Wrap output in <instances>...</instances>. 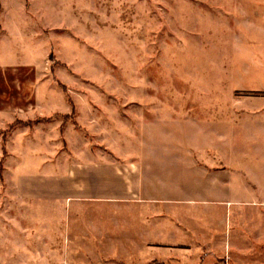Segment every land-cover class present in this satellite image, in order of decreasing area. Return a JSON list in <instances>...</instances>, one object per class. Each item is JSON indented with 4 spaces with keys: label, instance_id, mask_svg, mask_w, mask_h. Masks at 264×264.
Returning <instances> with one entry per match:
<instances>
[{
    "label": "rangeland",
    "instance_id": "374dc122",
    "mask_svg": "<svg viewBox=\"0 0 264 264\" xmlns=\"http://www.w3.org/2000/svg\"><path fill=\"white\" fill-rule=\"evenodd\" d=\"M207 190L264 264V0H0V264H149Z\"/></svg>",
    "mask_w": 264,
    "mask_h": 264
},
{
    "label": "crops",
    "instance_id": "0c3cea01",
    "mask_svg": "<svg viewBox=\"0 0 264 264\" xmlns=\"http://www.w3.org/2000/svg\"><path fill=\"white\" fill-rule=\"evenodd\" d=\"M194 165H192L191 170L192 173L195 172V174L198 177V172L199 170H204L203 176L204 178L208 179L210 178L212 181H214V174L216 176V172L218 173H223L221 172L223 170H206V167L200 166L198 163H196L194 160ZM192 164V163H191ZM190 164V165H191ZM207 193L209 194L208 197L205 196H200L193 198L192 195H185L179 200H173V201H178L183 203V205L186 206H192L195 207L197 204L196 203H201L204 206H207V209H205L204 213L206 214L205 220L202 218H185L186 224H182V228L175 229L177 226H164L160 227V231H167V234L165 237L162 239H159L157 241L152 242V244H143L144 247H150V248H155L158 249L159 251H164L165 254L161 257L159 260H151L148 263L153 264L155 262H159V264H210V249H212V243L214 242L212 239V236L210 237V213H214V210L210 211V190H207ZM139 199H144L141 194H139ZM160 200L163 201H169L167 197H162ZM228 200V199H227ZM172 201V200H170ZM186 203V204H185ZM229 202H227L228 204ZM234 204H241V202L238 200L236 202H233ZM246 204V202H244ZM170 205H179V204H170ZM195 210V209H194ZM166 216H168V213L166 212ZM179 222H182L181 217L178 220ZM184 221V220H183ZM177 224V221H176ZM212 227V226H211ZM181 229V230H180ZM143 232L149 231L148 227H143ZM220 238V237H219ZM230 243V242H229ZM235 247H237V251L235 252L234 250H230L231 248L227 246V244L223 245V254H228L226 255L227 258H229V254H237L242 258V261H240V264H249L252 263L250 259H248L250 256V250L247 252V250H241V244H234ZM243 245V244H242ZM248 248V245L244 243V248ZM243 248V246H242ZM248 255V256H247ZM246 257H247V262H246ZM250 260V261H249ZM264 263V259L263 262ZM239 264V263H236ZM260 264V263H259Z\"/></svg>",
    "mask_w": 264,
    "mask_h": 264
},
{
    "label": "trees",
    "instance_id": "16d2710c",
    "mask_svg": "<svg viewBox=\"0 0 264 264\" xmlns=\"http://www.w3.org/2000/svg\"><path fill=\"white\" fill-rule=\"evenodd\" d=\"M53 116H54V115H53ZM64 117H65V118H68V117H71V116H70V115H69V116H68V115H65ZM49 118H51V117H49ZM49 118H48V119H49ZM14 124H15V123H12L11 126L14 125ZM11 126H10V127H11Z\"/></svg>",
    "mask_w": 264,
    "mask_h": 264
}]
</instances>
